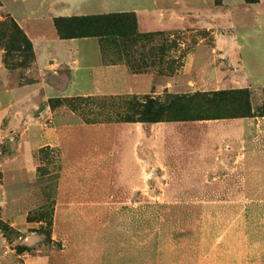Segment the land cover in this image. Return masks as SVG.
Listing matches in <instances>:
<instances>
[{
  "label": "rangeland",
  "instance_id": "1",
  "mask_svg": "<svg viewBox=\"0 0 264 264\" xmlns=\"http://www.w3.org/2000/svg\"><path fill=\"white\" fill-rule=\"evenodd\" d=\"M20 7L18 0H0L2 43L8 38L22 39V34L10 24ZM201 40L203 42L198 46ZM163 41L175 46L169 51L171 58H166L168 63H172L156 64L141 71L140 74L148 77L150 86L146 93L135 95L162 96L166 92L215 88H248L251 92L254 114L239 117L245 118L244 122L233 128L235 149H232V163L226 166L162 167L144 166L137 158V165L131 168L132 175L126 176V166L122 164L124 158L119 150L118 157H104L114 153V133L110 132L106 140H98L97 128L113 122L88 123L87 118H99L101 110L96 105H84L76 111L69 105L73 98L104 95L28 100L18 108L28 110L36 118L30 120L25 130L18 127V118L14 122L18 125L10 133L7 126L12 124V117L1 123L0 264H104L97 257H66L75 227L70 223L67 228L63 221L55 225V218H58L55 210L57 206L70 205L153 207V224L147 226L148 246L152 231L155 253L158 245L170 255L175 254L177 248L185 249L187 253V257H132L131 262L118 260L115 263L113 257H107L108 264H194L195 257L189 255L199 241L200 225L196 222L199 215L179 212L172 207L210 205L234 208L235 213L227 215L234 220L231 227L228 224L229 231L233 233L230 242L240 243L232 249L233 257L236 253H243V257L248 258V264H264V115L259 111L264 105V37H252L244 42L240 64L243 67L231 66L223 58L221 69L217 70L214 69L218 64L216 54L211 52L213 37L208 30L186 29L164 33L149 42L147 48L152 43L159 45ZM0 50L3 53L2 65L10 71V75L5 77L11 80L14 76L17 79L16 82L10 81L9 87L30 84L42 77L60 89L66 82V68L41 76L34 48L28 59L19 50L11 52L7 56L9 65L5 62L4 48L0 47ZM195 52L202 57V63L198 60L195 63L187 57ZM103 56L106 63L126 64L133 72L112 47H106ZM137 59L140 60V56ZM3 73L0 71V92L7 82ZM216 73L219 74L216 79L220 84L209 86L210 78ZM181 133L186 135V139L194 137L193 129L183 128ZM210 143L213 145L212 141L207 144ZM189 144L193 145L192 141ZM63 145H67L70 155H77L69 167L65 166L63 159ZM116 146L120 148V143ZM125 146L124 143L122 147ZM64 169H68V175H63ZM244 207L246 211L242 212ZM59 216L71 219L82 215L63 213Z\"/></svg>",
  "mask_w": 264,
  "mask_h": 264
},
{
  "label": "crops",
  "instance_id": "2",
  "mask_svg": "<svg viewBox=\"0 0 264 264\" xmlns=\"http://www.w3.org/2000/svg\"><path fill=\"white\" fill-rule=\"evenodd\" d=\"M18 2H21V7L13 16L33 41L41 76L51 71L55 72L59 68H66L68 75L61 89L43 77L30 84H14L13 87H9V82H16L17 79L14 76L11 80L5 77L10 75V71L2 65L3 53L0 50V71L4 72L2 75L7 80L3 91L0 92V132L3 131L2 121L8 117H12V124L7 126L9 133L18 125L14 123L17 118L20 119L18 125L20 130H25L29 126L30 120L36 117L29 114L28 110L18 108L28 100L94 95L123 96L148 91L147 87L150 85L147 83V76L133 73L126 64L105 62L99 38H60L54 24L55 17L133 12L137 18L138 30L142 33L208 30L213 37L214 45L211 52L216 54L218 62L214 68L216 70L221 69L223 58L231 66L243 67L244 65L240 64L244 42L252 37H264V0H18ZM202 42L201 40L198 46ZM187 57L192 58L195 63L203 61L196 52L194 55L188 54ZM216 74L210 78L209 86L220 84L216 79L219 78V74ZM217 90L223 88L205 91ZM244 119L160 121L149 125L143 122H113L102 124L97 128V132L100 141L104 138L106 140L110 132L114 133V153L106 154L104 157H118L119 150L120 156L124 158L122 164L127 170L124 174L130 176L133 172L131 168L137 165V158L144 166L231 164L232 149H235L232 143L233 128L242 124ZM183 128L193 129L194 137L186 139V135L181 133ZM55 138L63 139L61 136ZM191 141L193 145L189 144ZM209 141H212L213 145L210 143L209 146L207 144ZM117 143H120V148L116 146ZM124 143L126 146L123 148ZM62 151L65 166L69 167L77 155H70L67 145L62 146ZM64 172L63 175L69 174L68 169H64ZM172 209L199 215L196 218L200 225L199 241L194 246L192 255H189L195 257L194 264H248V258L243 257V253H236V257H233L232 249H235V244L240 243L230 242L233 233L229 231L228 224L231 227L234 220L227 215L235 213L234 208L210 205ZM153 210V207L138 205L57 206L55 214L58 218H55V225L63 221L67 228L71 223L76 229H73L75 232L71 245L67 246L66 257H97L104 264H108L110 257H113L114 263L118 260L131 262L132 257L134 259L187 257L185 249L177 248L176 253L170 255L161 245L157 246L155 253L152 231L149 233L148 246L147 226L153 224ZM241 210L244 212L246 208ZM63 213L82 216L62 219L59 214Z\"/></svg>",
  "mask_w": 264,
  "mask_h": 264
},
{
  "label": "trees",
  "instance_id": "3",
  "mask_svg": "<svg viewBox=\"0 0 264 264\" xmlns=\"http://www.w3.org/2000/svg\"><path fill=\"white\" fill-rule=\"evenodd\" d=\"M10 24L18 33L22 34V39L16 41L8 38L9 40L7 39L5 43L0 40V47L5 50L7 65H9L7 56L11 52L19 50L28 59L33 51V43L28 39L19 23L12 18ZM54 24L62 39L99 38L102 50L112 47L116 50L117 55L122 57L121 59L124 58L134 73H141L156 64L166 63L169 51L175 48L166 41L159 45L152 43V46L147 48L149 42H153L156 36L163 35L164 32H140L136 15L133 12L60 16L54 18ZM138 56H140V60L137 59ZM144 56L146 58L142 60ZM156 56L159 58L157 59ZM169 63L167 62V65ZM90 104L96 105L101 112H98L99 118H87L88 123L143 122L148 124L160 121L239 118L254 114L251 92L248 88L182 93L166 92L162 96L147 95L144 97L139 95L79 97L69 101V105L74 111L81 110L82 106ZM259 111L264 115V105Z\"/></svg>",
  "mask_w": 264,
  "mask_h": 264
}]
</instances>
